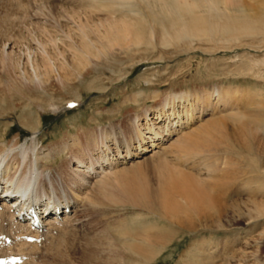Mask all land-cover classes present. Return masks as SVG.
<instances>
[{"label":"bare ground","instance_id":"bare-ground-1","mask_svg":"<svg viewBox=\"0 0 264 264\" xmlns=\"http://www.w3.org/2000/svg\"><path fill=\"white\" fill-rule=\"evenodd\" d=\"M95 1L100 5L93 6L95 8L94 11L105 12L106 17L98 19L99 23L96 30H92L88 27L89 24L87 22L94 23V18L86 15L85 24H88V26L83 27L81 25L80 32L82 35L79 39L80 43L72 44L71 42V45L65 44V49L60 51V53H69L70 59H64L65 55L61 54L62 56L60 55V57L63 58V62L58 65L57 62L52 61L51 57L42 58L43 69H45L46 73L44 72L42 75L41 72L43 70L40 71V65H37L39 68L36 67V69L31 71L32 74L27 75L25 72L27 76L24 77V81L29 83V86L26 87V93L29 92L28 90H32V84L41 87L42 78L46 75L54 74L62 82L69 80L71 76L78 79L82 71L87 68L92 57L94 59L113 57L114 53L104 52L114 47L116 48V46L120 47L122 51L129 52L131 48L151 47L154 40H158L159 45L164 47H176L182 42L191 44L194 41L218 40V42H222L248 38L257 40L256 43L258 45L264 44V13L261 12L262 9L260 8L264 6V0ZM130 4L132 7H129ZM123 5L131 8V13L134 14L136 20L116 18V15L121 13ZM136 5L139 8H136ZM56 8L62 11L64 9L57 6ZM71 11L73 13V10ZM68 20L69 18L67 17V22ZM157 20H160L159 24H157ZM80 24L82 23L79 21V26ZM157 25L160 29L157 28ZM84 28H88V31H85ZM94 35L97 41L100 42L101 40L102 47L100 44L97 45L102 49L95 46L94 38L90 37ZM102 40L106 41L104 48ZM154 42L156 43V41ZM12 50L8 53H14ZM12 89L7 88L8 92H15L19 96L25 94L14 89L12 91ZM243 94L244 92L239 89H213L194 96L195 98L192 100L187 94L170 96L165 104L161 105L160 109L157 108L159 113L155 116V121L160 119L162 115L166 116L167 130H163L158 125L151 127L147 123L154 119L153 117L150 118L151 114L144 113L143 117L146 121L144 124L142 123L143 117L141 120L137 119L138 117L132 118L130 121L131 132H135L140 154L142 152H151L157 147L160 148V143L173 133L172 129L185 124L188 125L194 119L203 116L204 107L200 109L201 105L212 106L216 99L217 104H226L230 97L236 95H239L240 102L243 99L241 97L245 96ZM28 95L30 94H26L27 99L31 102L29 107L31 108L37 103L35 107L40 111H44L40 104L32 100L31 96L29 97ZM48 106L51 108V105L48 104ZM248 113L230 112L226 117L211 119L209 122L199 126L197 130L186 133L176 139L171 144L168 152L170 151L171 154L175 155L173 156L174 158L181 157L184 161L194 160V155L198 156L199 152L203 151L202 149L211 147L214 148V151H216V148L222 147L227 153L237 152L243 154V172L234 175L236 178L241 177L242 179L236 181L240 184V187L239 191H234V195L245 196V198L241 200L239 197V199L232 200L231 198L234 195L231 194L229 205H227L231 209L233 221H230L231 223L228 225H221L219 220L220 222L215 223L216 226L214 225L215 227L213 228L218 232L240 230L245 236L252 237L251 234L262 225V222L264 223V156L261 155L259 150L262 140L260 132L264 133V105ZM162 119L160 120L161 122ZM224 119L241 124V131L236 139L237 144L233 143L232 139H229L231 138L230 136H224L222 133L218 132L220 135L219 140H214L208 133H205L206 127L220 130L221 121ZM19 121L23 126L29 127L24 117L20 116ZM36 124L37 126L39 125L38 122ZM157 124H160V122ZM11 131L12 129L9 128L5 135ZM128 131L130 132V130ZM165 132L166 134L163 135ZM91 133L93 134L94 132ZM101 133L98 134L96 132L95 136L93 135L92 137L90 133H86L83 139H77L74 136V141L67 142L65 140L55 147H45L38 131L34 130L23 141L14 137L8 144L0 146V187L3 189L0 197V235H5L6 238L12 240L11 245L4 246V248H7L5 251H15L10 253L27 256L22 252L17 253V249H11L13 248L12 246L20 242L21 244L23 243L22 245L20 244L21 251L28 252L31 250L25 244V241L19 240L23 235L44 239L49 238L52 232L59 231L61 228L69 230L70 227L72 229L76 225L93 222L98 225L102 224L105 228L102 229L103 232L97 233L94 238H83L84 242H78L79 244H76V247L73 248V252L82 263L94 264L100 256L104 255L106 258L103 257V260L109 261L111 264L116 260L128 261L130 264H146L155 261L168 244L177 239V236L173 231L158 227L151 228L152 226L149 224L145 225L141 220L144 211L154 214L161 221L180 223L181 217L188 214L182 212V208L175 201V196H179L190 203L189 206L191 207L189 208L191 209L187 207L189 212L202 214V212H206L207 209L211 208L216 211L218 217L225 212L222 208V198L217 192L224 190L222 189L223 183L221 184L220 182V179L222 181L224 177V172L222 173V169L218 170V165H216L219 158H211L212 160H209L210 158L208 157L209 161L207 160V162L211 164L202 165L205 169L201 168V171L204 170V173L207 171L216 172L214 175L217 176L216 179H219L218 181L214 180L215 184L212 185L214 186L213 189L210 188L211 192L208 190L205 192L200 190V183L203 180H198L195 176L175 166H169L170 163L165 158V155L161 158V152H154V158H161L157 162V173L160 179L156 192L151 194L145 186L146 183L136 177L137 174L133 178L128 176V168H121L117 172L109 171L119 160L128 164L131 159L138 158L137 147H135V152L132 151L130 137L124 136L122 131L119 133L122 136L121 139L116 137L115 133L106 134L107 136L105 134L101 135ZM110 136V142H114L113 147H110L106 141ZM124 148L125 151H123ZM150 148L151 150H149ZM63 154L67 156L66 171L55 170L51 173L50 169H48L49 163L54 162L57 157ZM204 161L206 160L204 159ZM196 162L193 164L198 167L200 162ZM100 168L103 172L110 169L106 171V173L108 172L107 174L100 177L98 172ZM7 191L14 193L13 199H3L6 197ZM52 199L61 208V214L59 216L49 214L46 217H41V234L31 231L26 224L28 212L33 208L38 214H41L40 208L49 204ZM24 201L29 204V210H24ZM17 206H20L18 211L15 209ZM118 206L142 211L141 213H136L137 226H134L135 230L132 228L135 222L129 223L126 220H120V217L115 215L114 210ZM67 208L70 210L68 213L73 214L72 216L64 213ZM8 229H16L17 238L14 237L15 234L13 235L11 231L8 232ZM208 229L213 230L212 228ZM260 234H256V236ZM251 237L247 239L248 241L245 239V241L240 242L243 244L244 250L253 247L250 242L255 239L252 240ZM28 244L35 245L36 243ZM61 247L59 245L57 250L55 249L57 251L55 256L59 255ZM55 250L54 252H56ZM196 251L200 256V250L197 249ZM196 251L195 253H197ZM46 252H48L47 249ZM243 252L238 257L240 262L246 261L245 251ZM247 261L250 260L247 259Z\"/></svg>","mask_w":264,"mask_h":264},{"label":"rangeland","instance_id":"rangeland-1","mask_svg":"<svg viewBox=\"0 0 264 264\" xmlns=\"http://www.w3.org/2000/svg\"><path fill=\"white\" fill-rule=\"evenodd\" d=\"M94 1L0 0V146L8 144L14 137L23 141L34 130L38 131L45 147H55L65 140L67 142L74 141V136L77 139H83L86 133H90L91 137L95 136L96 132L98 134L102 132L101 135L115 133L116 137L121 139L122 136L119 133L122 131L124 136L130 137L132 151L135 152V147H137L138 158L131 159L128 164L119 160L115 166L109 168L110 170L107 169L117 172L121 168H128V176L133 178L137 174L136 177L146 183L145 186L151 194H154L159 186L160 178L157 173V162L164 155L170 163L169 166H175L195 176L198 180H203L200 183V190L205 192L207 190L211 192L210 190L214 187L212 185L219 179H216L217 176L214 175L216 172L206 170L205 173L207 174H205L204 170L201 171V168L205 169L202 165L211 164L207 162L209 158V160L219 158L216 165H218V170L222 169V173L224 172L222 181L220 179L224 190L217 192L222 198V208L225 212L220 217L211 208L207 209L206 212H202V214L189 212L190 203L179 196H175V201L182 208V212L188 214L187 217L184 215L181 217L180 223L161 221L154 214L144 211L141 220L145 225L149 224L152 226L151 228L158 227L173 231L177 236V239L168 244L155 261L146 264H264L263 222L251 234L252 237L245 236L240 230L218 232L213 228L220 221L221 225H228L231 223L230 221H233L231 209L228 205L230 195H234V191H239L240 184L236 181L242 178H236L234 175L243 172V154L237 152L227 153L222 147L216 148V151L213 147L202 149V152L197 153L198 156L194 155L196 163H199L202 159L206 160L204 162L202 160L203 164L200 162L199 169L197 165L193 164L194 160L184 161L181 157L174 158L175 155L171 154L170 151L168 152L171 144L176 139L197 130L199 126L211 119L226 117L230 112L249 114V111L264 105V44L258 45L257 40L248 38L222 42H218V40L194 41L191 44L182 42L176 47H164L159 45L158 40H154L156 43L153 41L151 47L131 48L129 52L122 51L120 47L116 46V48H112L113 50L110 49L104 52L114 53L113 57L101 59L92 57L87 68L82 71L78 79L71 76L69 80L62 82L54 74L46 75L42 78L41 87L32 84V90H28L29 92L26 93V87L29 86V83L24 81V77L32 74L31 71L39 65L41 67L40 71L43 70L42 75L44 72L46 73L42 62L46 57H51L52 61L57 62L58 65L63 62V58L70 59L69 53H60V51L65 49V44L80 43L81 25L85 27L89 24L88 27L96 30L99 23L98 19L106 17L105 12L94 11L93 6L100 5L97 1ZM56 6L63 7V11L56 8ZM130 6L132 7L131 4ZM129 7L123 5L121 13L116 15V18L136 20ZM136 8L139 7L136 5ZM260 8L262 9L261 12L264 13V6ZM71 10H73V13ZM86 15L94 18V23L87 22L88 24H85ZM67 17L69 18L68 22ZM79 21L82 23L80 26ZM159 21L157 20V24H159ZM157 28L160 29L158 25ZM84 29L88 31V28ZM90 37L94 38L95 46L102 49L101 40L100 42L97 41L95 35ZM105 43L106 41H103V48ZM97 44H100L101 47ZM10 50L14 53H8ZM61 54L65 56L61 58ZM25 72L27 75H25ZM7 88H13L25 94L19 96L15 92H8ZM13 89L12 91H14ZM213 89H239L244 92L243 95L245 96L241 97L243 99L240 102L239 95H236L230 97L226 104H217L216 99L212 106L201 105L200 109L204 107L203 116L194 119L188 125L185 124L172 129L173 133L160 143V148L157 147L151 152L140 154L135 132H131L130 121L132 118L138 117L137 119L141 120L144 113L151 114L150 118L153 117L154 119L147 123L151 127L158 125L163 130H167L166 116H161L163 118L162 122L160 121L161 118L155 121V116L159 113L157 108L160 109L161 105L165 104L170 96L187 94L192 100L195 98L194 96ZM26 94H30L28 96L38 102L44 111H40L35 107L37 103L30 108L31 102L27 99ZM48 104L51 105V108ZM20 116L25 118L29 127H25L20 123ZM37 122L39 123L38 126ZM159 122L160 124H157ZM142 123H146L145 118ZM154 123L156 124L153 125ZM221 123L220 130L206 127L205 133H208L214 140H219V132L224 136H230L229 139L236 143L237 135L241 131V124L228 119L222 120ZM9 128L12 131L5 135ZM165 134L166 132L163 133V135ZM132 137L134 138L132 139ZM108 138L106 141L110 147H113L114 142H110L111 136ZM260 138L262 140L259 150L261 155L264 156L263 132H260ZM123 151H125V148ZM154 152H161V158H154ZM66 161L67 156L63 154L57 157L54 162L49 163L48 169L51 173L55 170L64 172L66 171ZM106 171L103 172L100 168L98 170L99 176L102 177L107 174ZM239 197L241 200L245 198V196L234 195L231 199L235 200ZM119 207L115 208V215L120 217V220L123 219L129 223L135 222V225L132 226L135 230L134 226H137L136 213L142 211ZM68 215L72 216L73 214ZM118 217L116 218L118 219ZM75 228L71 229L70 227L69 230L61 228L59 231L52 232L53 237L50 235L49 238H44V243L39 248L36 244L25 242L31 249L28 252L21 251L20 247L23 243L20 242L12 246L11 249H15L16 246L17 253L22 252L27 256L29 255L28 259L30 258V261L26 264H84L77 258L78 256L73 252V248L76 247V244H79L78 242H84L85 238H94L97 233L103 232L102 229L105 226L92 222L76 225ZM7 231H11L13 235L15 234L14 237L17 238L16 229H8ZM258 232L261 233V236H256V234H259ZM60 237L64 239H60ZM250 237L252 240L255 239L250 242L253 247L244 250L243 244L240 242ZM53 238L55 239L53 240ZM59 241L60 243H58ZM70 242L73 243L72 246ZM56 243L62 246L60 256H55L59 246ZM46 249L49 253L46 252ZM197 249L200 250V256L196 251ZM243 251L246 254V261L240 262L238 257L244 253ZM103 257L105 256H100L94 264H111L109 261L103 260ZM247 259L250 261H247ZM117 263L130 264L128 261L119 260L113 261L112 264Z\"/></svg>","mask_w":264,"mask_h":264}]
</instances>
